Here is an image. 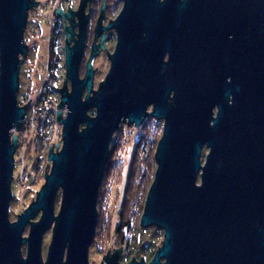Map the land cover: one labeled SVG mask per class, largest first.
Here are the masks:
<instances>
[{"label": "water", "instance_id": "1", "mask_svg": "<svg viewBox=\"0 0 264 264\" xmlns=\"http://www.w3.org/2000/svg\"><path fill=\"white\" fill-rule=\"evenodd\" d=\"M88 1H80L78 21L63 29L71 89L64 84L57 90L61 145H50L51 168L44 184L35 201L10 223L7 210L18 147L11 130L20 129L27 109V103L19 106L17 101L18 62L27 53L23 31L33 1L0 0V264H91L88 248L96 231L97 195L110 142L121 123L140 125L151 102L152 115L165 124L140 225L162 229L163 241L150 262L125 264H159L160 258L164 264H264V83L260 85L258 74L264 54V23L258 26L264 22V0H122L116 18L102 26L100 15L95 27V40L104 31L116 32L114 50L107 51L110 67L97 90L91 57L79 77ZM57 12L70 20L71 14ZM241 22L248 33L247 87L229 104L228 93L217 85L219 75L195 71L196 33L214 30L209 25L215 23L221 24L219 30L235 31ZM161 51L168 53L162 68ZM214 105L218 110L211 117ZM203 146L208 148L204 158ZM40 211L39 221L30 223L28 238H23L25 225ZM53 222L43 262V233ZM116 257L105 264H118Z\"/></svg>", "mask_w": 264, "mask_h": 264}, {"label": "rangeland", "instance_id": "2", "mask_svg": "<svg viewBox=\"0 0 264 264\" xmlns=\"http://www.w3.org/2000/svg\"><path fill=\"white\" fill-rule=\"evenodd\" d=\"M38 1V0H36ZM40 1V0H39ZM45 1V0H42ZM114 4L122 3L121 0H111ZM60 4L59 0H53L52 5L49 7H39L29 9V19H28V29L25 31V40L29 41L30 35H35L36 49L33 54L29 57L27 62L21 68L20 74V94H31L32 96H37L39 94L45 78L48 76V28L54 19V11L56 7ZM66 9V8H62ZM116 8H109V13L113 14ZM37 23L41 26V30L37 28ZM33 30L37 33H31ZM63 36H60V39H57L56 44V76L54 79H48V87L51 92L48 90L49 100H54L59 103V93L57 88H61L64 80L63 71V51L59 48L63 44ZM114 48V43H109L104 52L110 54ZM101 52L100 56L95 57L93 60V67L96 70V78L93 90L97 89L98 83L101 82L107 71L109 70V62L106 59V54ZM37 108H41V105L38 104ZM42 130L40 135L36 138L33 137V133H28L26 139H21L19 148L14 153L15 165L13 167V181L11 183V189L13 195L16 197L11 202L9 208V218L10 220L15 219L16 214L22 210L24 207L28 206L29 203L34 201L38 191L45 182V173L50 172L51 164L48 163V145L57 144L58 141L61 143V125L56 124L55 122H43ZM117 140L118 146L121 148V157L123 160L122 165V178L118 182V178L111 179V182L108 184H101L99 193L102 192V195L98 196L97 202V224L96 231L93 237V241L89 249V262L93 264H98L99 261L103 259V255L109 252H113L112 249H119L126 245L130 250L141 249L142 245L147 244L148 246H153L154 248L157 245L161 246L163 241V230L157 228L156 226H147L144 227L140 225L141 214H143L145 207V200L148 193V190L153 181L155 171L157 168V162L155 158L156 146L159 139L162 136L163 130L162 126L157 125L153 120L146 122V125L139 130L138 132L131 125H122L117 131ZM148 132V136L144 135L148 140H152L149 145L151 150L149 151V161L145 162L144 165H150L151 178L148 183L145 185L143 191L141 190L139 200L137 203H130L125 208L121 209L122 195L126 178L127 171L130 166V160L135 146L137 145L136 141L141 138V136ZM114 134V135H115ZM114 137V136H113ZM36 141V148L33 144ZM113 140V139H112ZM48 163V164H47ZM47 165V166H46ZM46 166V167H45ZM114 169V166H112ZM29 175V179L22 184L20 181L22 175ZM59 197H56V207L55 212H57V207H59ZM124 209V211H123ZM120 210L123 211L124 217L119 219ZM120 225L119 229H116V226ZM128 225V226H124ZM26 233V232H25ZM50 239V236L48 237ZM49 241V240H48ZM110 248V249H109ZM127 248L125 250H127ZM45 256V253H44Z\"/></svg>", "mask_w": 264, "mask_h": 264}, {"label": "flooded vegetation", "instance_id": "3", "mask_svg": "<svg viewBox=\"0 0 264 264\" xmlns=\"http://www.w3.org/2000/svg\"><path fill=\"white\" fill-rule=\"evenodd\" d=\"M33 1V5L31 8H39V7H50L52 5V1L53 0H32ZM80 1L81 0H59L60 4L58 5V7H56L54 14L55 17L54 19H52V23L49 25V30H48V47L49 44L51 42V40H53L55 32H56V40L60 39V36L62 35L64 40H63V44L62 46H59V48L61 49V51H63L64 54V58H63V73H64V80L63 85L66 84L68 90L70 91L71 89V82L69 81V79L66 78V66H65V44H66V38H67V34L65 33V31L63 30L65 27L69 26L71 21L73 22H77V16L75 14V12L77 11L78 7L80 6ZM122 1V0H121ZM121 5L122 3H118V4H114L111 0H89L87 5L84 7L85 9V14L87 15V28H86V37H85V44H84V49L83 50V54L82 57L80 59V63H79V77L80 79H82L84 77L85 74V70H86V66L88 63V60L91 57V65L93 63V59L95 57L100 56L101 52H104L107 47V45L109 43H114V47H115V43H116V32L115 30H108V31H104L103 33H101L98 38H95V27L98 24V20L100 17V15H102V21H101V25L102 26H106L108 24L109 21L114 20L117 16V14L119 13L120 9H121ZM62 8H66L65 10ZM109 8H116L114 10L113 14L109 13ZM57 11H61L63 13H69L71 14V18L66 19L63 15H61V13H58ZM28 15H29V11H28ZM29 19V17H28ZM27 21V25H26V29L25 31L28 29V20ZM264 22H260L258 23L259 25H263ZM60 25V27H58ZM209 25V24H208ZM208 25H202V27H207ZM219 25L221 24H217L215 23L214 25H209V27H213L214 30L212 31H207V30H203L200 29L196 34H197V41H196V56H195V71L197 73V75H209V76H216L219 75V84L220 87L224 90V92L228 93V103L232 104L236 98V96L238 95L239 97H242L244 90L247 87V83H246V69H247V39H248V33L246 31V23L245 22H241L240 24V29L237 30H226V31H222L219 30ZM37 28L41 30V26L37 23ZM75 32H78V28L77 26L74 27ZM25 31L24 32V40H25ZM55 31V32H54ZM31 33H37V31L33 30V32ZM263 33L262 31L260 32V34ZM103 36V37H102ZM29 41L25 40L26 44H27V53L25 58L22 57V55H19V60H21L19 63V73H21V68L24 65L25 62H27V60L29 59V57L31 56V54H33L35 52L36 49V44L37 42H35V35H30L29 37ZM75 39H77V35L75 36H70L71 43L70 45L73 44V42L75 41ZM55 40V41H56ZM101 40H102V44H101ZM57 43V41H56ZM96 48L97 51L96 53L92 54L93 49ZM114 50V48H113ZM112 50V52H113ZM261 50H264L263 45H261ZM111 52V53H112ZM105 53V52H104ZM106 54V59L109 62V67H110V60H109V54ZM264 56L263 53H261L260 58H259V77H260V85L262 86V84L264 83V59L262 58ZM168 61V53L166 51H162L160 52V68H162V65L167 63ZM92 70H93V87L95 84V78H96V70L92 65ZM18 73V74H19ZM196 75V76H197ZM55 76H56V71H55ZM106 76V74H105ZM105 78V77H104ZM103 81V80H102ZM101 81V82H102ZM98 83L97 89L100 86V83ZM19 83H20V74H19ZM18 83V84H19ZM62 85V86H63ZM214 86V84H213ZM19 88H20V84H19ZM58 89V88H57ZM96 89V90H97ZM21 91H18V94H20ZM58 92V91H57ZM84 92V91H83ZM86 92H84L83 96L85 95ZM59 95V94H58ZM60 97V95H59ZM17 101H18V105L20 104L19 102V95H17ZM152 108H153V103H149L146 107V112L147 114L143 117L140 125L136 126L134 124H129L128 122H123L121 123L120 127L122 125H131L134 128V131L136 130L137 132L139 130H141L145 125L146 122L149 120H153L157 125L162 126V129L164 128V124L165 121L164 119H157L156 117H154L152 115ZM93 110V109H92ZM218 110V106L214 105L213 109H212V115L211 117L215 116ZM202 149V158H204V155L206 154L208 148L206 146H203ZM16 152V151H15ZM14 165H15V161H14ZM13 181V178H12ZM12 183V182H11ZM12 191V189H11ZM61 189H59L57 191L56 197H58V195L60 194L61 197ZM37 196V195H36ZM56 197L55 198V202H54V215L56 216L58 214L59 208L57 209V212H55V207H56ZM59 197V206H60V200L61 198ZM16 198L13 193L9 202V208L11 205V202L13 201V199ZM36 198V197H35ZM34 198V201H35ZM32 201V202H34ZM31 202V203H32ZM29 203L28 206L31 204ZM28 206L24 207L22 210H20L17 214L16 217L13 220H10L9 218V209L8 211V218H9V222L13 223L15 222V220H17V217L19 216V214H21L24 209H26ZM41 211L38 212L32 219H29L30 221L27 222V224L25 225L23 232H22V237L23 238H28L29 235V231L30 230V223L31 222H37L39 221L38 219H40L41 217ZM53 227H54V222L52 223L51 227L49 229H46L45 232L43 233V238H42V249L40 250L42 253V259L43 262H45L46 260V256H47V250L48 247L50 245V242L52 239V232H53ZM26 232V233H25ZM50 236V239H48V237ZM49 240V241H48ZM68 245V244H67ZM67 245L64 249V260L66 258V254H67ZM160 247L157 246L156 248H154L153 246H148L147 244L144 243V245H142L141 249H128L125 246L121 247L120 250H115L113 252H108L101 261H99L98 264H105L106 260L112 256H115L117 254V263L118 264H125V263H129L132 261L135 262H139V261H143L144 263H148L150 262L153 258L154 255L157 251V249ZM127 248V250H125ZM21 254L22 257L25 258L26 257V251H27V242L23 243L21 245ZM45 253V256H44ZM165 260L163 258H160V262L159 264H164ZM93 264V263H91Z\"/></svg>", "mask_w": 264, "mask_h": 264}, {"label": "trees", "instance_id": "4", "mask_svg": "<svg viewBox=\"0 0 264 264\" xmlns=\"http://www.w3.org/2000/svg\"><path fill=\"white\" fill-rule=\"evenodd\" d=\"M60 27V25L58 26ZM55 32V31H54ZM54 35L53 40H51L49 47H48V78L50 79H54L55 78V71H56V65L57 62L56 61V53H55V49H56V32ZM52 90H50L51 92ZM48 92V91H47ZM43 96H45V94H47L46 92L42 93ZM94 110H90L89 114L94 115ZM117 135L118 133L116 132V134L113 137V140L110 145V149H109V157L107 160V163H105V168H104V173L103 178H102V184H108L111 182V179L113 178H118V182H120V178H122V165H123V160L122 158H120L121 156V148L118 146V140H117ZM144 135H146V137L149 135L148 132L144 133L141 138H139L138 141H136L137 145L135 146V150L132 153L131 156V160H130V166L129 169L127 171V178H126V182H125V186H124V190H123V194L122 195V200L121 203L119 205H121V209L125 208L126 206H128V204H132V203H137V201L139 200V197L141 196L140 192L141 190L143 191V189L145 188V185L148 183V181L151 178V173H149L151 166L148 164L147 166L144 165L145 162L149 161L148 157H149V151L151 150V148L149 147V145L152 143V140H148L149 138H146ZM36 141H34V148H36ZM151 142V143H150ZM37 149V148H36ZM155 159V158H154ZM150 162V161H149ZM156 162V161H154ZM151 163V162H150ZM112 166H114V169L112 168ZM100 195H102V192L99 193ZM99 195V196H100ZM101 197V196H100ZM124 211V209H123ZM123 211L120 210L119 213V219L121 220L122 217H124V213ZM124 226H128V225H124ZM120 225L116 226V229H119Z\"/></svg>", "mask_w": 264, "mask_h": 264}, {"label": "built area", "instance_id": "5", "mask_svg": "<svg viewBox=\"0 0 264 264\" xmlns=\"http://www.w3.org/2000/svg\"><path fill=\"white\" fill-rule=\"evenodd\" d=\"M48 76L45 78L43 86L39 92V94H37V96H32L31 94H18L19 95V106H24V104L27 103V109H26V113L25 116L21 122L20 125V129L16 130L15 128H13L11 130V134H16L17 139H18V147L21 143V139H26L28 136V133H33V137L35 136L36 138L38 137V135H40V132L42 130V125L43 122L45 121H49L51 122H55L56 123V111H57V105L58 103L54 100H49V98H47V94L49 92H47L48 90L50 91V88L45 89L46 87H48ZM49 81V80H48ZM45 84V86H44ZM43 92H46L47 94H45V96H43ZM31 99V100H30ZM30 100V101H29ZM38 104L41 105V108H37V106H39ZM63 112H65V109L62 110ZM57 124V123H56ZM59 125V124H58ZM51 145V144H50ZM50 145L49 148H50ZM57 144L52 145L54 148ZM61 145V143H60ZM16 149V150H17ZM50 164L51 162L48 161ZM29 179V175L23 174L22 175V179L20 180L23 183H25L26 180Z\"/></svg>", "mask_w": 264, "mask_h": 264}]
</instances>
